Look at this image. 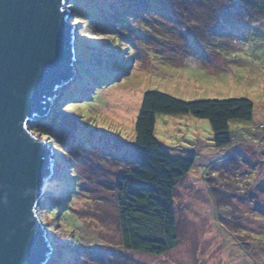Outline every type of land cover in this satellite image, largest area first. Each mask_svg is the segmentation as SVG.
<instances>
[{"label": "rangeland", "instance_id": "obj_1", "mask_svg": "<svg viewBox=\"0 0 264 264\" xmlns=\"http://www.w3.org/2000/svg\"><path fill=\"white\" fill-rule=\"evenodd\" d=\"M68 5L69 19H82L75 77L58 89L49 118L28 124L54 148L37 206L52 247L45 264H264V0ZM148 90L253 104L249 120L228 122L231 141L220 147L207 119L155 113L169 155L195 156L173 193L177 243L161 255L123 248L114 189L131 165Z\"/></svg>", "mask_w": 264, "mask_h": 264}, {"label": "water", "instance_id": "obj_2", "mask_svg": "<svg viewBox=\"0 0 264 264\" xmlns=\"http://www.w3.org/2000/svg\"><path fill=\"white\" fill-rule=\"evenodd\" d=\"M69 0H0V264H45L52 252L37 206L54 148L29 123L49 118L75 77Z\"/></svg>", "mask_w": 264, "mask_h": 264}, {"label": "trees", "instance_id": "obj_3", "mask_svg": "<svg viewBox=\"0 0 264 264\" xmlns=\"http://www.w3.org/2000/svg\"><path fill=\"white\" fill-rule=\"evenodd\" d=\"M77 21V25L82 24L80 17L71 18L73 24ZM81 74L93 78L87 68ZM76 95H68V98L79 99ZM71 102L67 103L65 111L69 110ZM252 112L253 104L246 98L184 101L156 90L143 93L134 125L131 165L114 181L123 248L161 255L177 243L173 193L177 181L193 165L195 156L169 155L154 135L155 113L190 114L207 119L214 145L220 147L231 141L228 122L249 120ZM52 114L55 117L58 112ZM55 121L58 122L57 117L52 119Z\"/></svg>", "mask_w": 264, "mask_h": 264}]
</instances>
